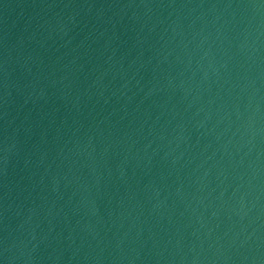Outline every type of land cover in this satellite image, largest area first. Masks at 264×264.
Here are the masks:
<instances>
[{
    "label": "water",
    "instance_id": "water-1",
    "mask_svg": "<svg viewBox=\"0 0 264 264\" xmlns=\"http://www.w3.org/2000/svg\"><path fill=\"white\" fill-rule=\"evenodd\" d=\"M0 264H264V0H0Z\"/></svg>",
    "mask_w": 264,
    "mask_h": 264
}]
</instances>
